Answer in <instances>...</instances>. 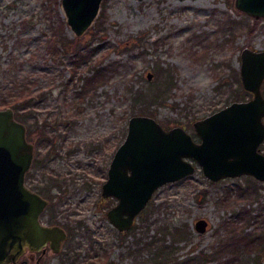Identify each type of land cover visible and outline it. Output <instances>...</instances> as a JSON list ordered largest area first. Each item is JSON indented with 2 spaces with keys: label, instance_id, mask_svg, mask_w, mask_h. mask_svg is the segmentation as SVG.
<instances>
[{
  "label": "rangeland",
  "instance_id": "1",
  "mask_svg": "<svg viewBox=\"0 0 264 264\" xmlns=\"http://www.w3.org/2000/svg\"><path fill=\"white\" fill-rule=\"evenodd\" d=\"M99 13H104V34L93 35ZM52 16L48 0H0V82L27 80L31 85L36 103L15 111L26 128L31 123L28 139L37 140L39 123L23 115L30 108L53 123L57 153L35 165L34 177L26 179L40 185L55 181L50 188L55 213L72 224L69 252L77 257L62 261V254L52 255L49 264H86L90 259L97 264H169L189 256L197 261L198 250L208 252L216 241L223 217L264 203V180L246 172L211 179L196 164L191 173L158 186L123 230L109 221L106 208L113 198L102 197L100 184L130 114L148 113L166 126L181 124L199 139L192 125L196 117L252 94L241 82L239 52L244 45L264 48V15L246 12L234 0H101L81 34L65 27L69 36L96 47L76 71L70 51L51 54L44 49ZM107 48L103 62L119 60L117 71L83 96L75 95L81 75L91 72L93 58ZM260 87L264 94V77ZM157 88L161 95L154 97ZM135 90L143 91L137 100ZM42 139L35 143L37 158L49 146ZM260 147L264 151V140ZM200 216L208 219L203 231L195 228ZM252 228L249 223L244 229ZM155 253L169 255L154 262Z\"/></svg>",
  "mask_w": 264,
  "mask_h": 264
},
{
  "label": "water",
  "instance_id": "2",
  "mask_svg": "<svg viewBox=\"0 0 264 264\" xmlns=\"http://www.w3.org/2000/svg\"><path fill=\"white\" fill-rule=\"evenodd\" d=\"M101 0H60L61 13L75 34H81L98 13ZM236 7L264 15V0H234ZM242 85L252 94L234 98L192 121L199 139L181 124L164 127L153 115L132 113L116 146L101 187L117 200L106 210L109 221L127 228L153 191L167 181L191 173L196 164L211 179L251 173L264 180V48L244 45L239 52ZM151 76V72H147ZM33 152L25 123L11 105L0 106V264L15 259L27 245L50 240L57 249L66 231L56 223L40 221L47 199L24 181ZM200 216L195 228L206 229Z\"/></svg>",
  "mask_w": 264,
  "mask_h": 264
},
{
  "label": "trees",
  "instance_id": "3",
  "mask_svg": "<svg viewBox=\"0 0 264 264\" xmlns=\"http://www.w3.org/2000/svg\"><path fill=\"white\" fill-rule=\"evenodd\" d=\"M48 4L52 9V18L48 21L46 29L49 30L47 38L44 43V49L51 54H57L62 49L66 52L70 51L69 57L71 61V69L76 71L78 66L88 59L92 58V53L96 47H89V43H80V38L77 36H69L65 31L66 21L59 10L56 8L57 0H48ZM99 18L96 20V24L92 26V34H104V30L101 26L104 13H99ZM73 45V46H72ZM106 51H102L100 54L93 58V63L90 66L91 72L81 75L82 81L79 88L75 89V95L83 96V94L90 89L97 87L99 84L106 82L113 71H117L119 66V60H111L110 62H103ZM35 53H31L32 55ZM57 56V55H56ZM27 79V78H26ZM25 79V80H26ZM29 80V79H28ZM31 82V80H29ZM0 82V106L11 105L14 110L19 111L23 107H29L36 100L32 97L31 85L28 81H21L20 83L15 81L13 84L7 85ZM172 85V79L169 78V83L165 89H170ZM132 86H126L127 89H131ZM143 92V91H142ZM140 90H135L133 99L137 100ZM161 95L160 88L153 93V96ZM152 96V97H153ZM36 103V102H35ZM27 109V108H26ZM30 108L25 115L28 119L33 117L32 124L39 123L37 129L39 131L40 138L45 139L47 127V120L43 115H39L36 110ZM125 114L123 113L122 116ZM42 116V117H40ZM40 117V118H39ZM31 123L28 124L26 132L29 133L32 130ZM42 139V140H43ZM46 143V140H45ZM42 142V144H45ZM255 209V210H254ZM264 203L257 208L254 207H240L237 211L225 216L219 222L216 232L219 234L211 249L207 252L203 249L198 250L196 256L197 261L193 260L195 256H189L180 260H175L169 264H204V261L214 260L213 264H264V260L261 258V252L264 249V227L260 226L264 222ZM253 223V228L250 230L244 229L247 224ZM261 227L258 230V227ZM184 233V229L181 230ZM146 245H151V240L146 241ZM170 250L168 247L165 251ZM164 251V252H165ZM253 254H250V252ZM160 252V251H159ZM169 254H154V262L160 260V256ZM153 258V259H154ZM199 259V261H198ZM164 260V259H163Z\"/></svg>",
  "mask_w": 264,
  "mask_h": 264
},
{
  "label": "flooded vegetation",
  "instance_id": "4",
  "mask_svg": "<svg viewBox=\"0 0 264 264\" xmlns=\"http://www.w3.org/2000/svg\"><path fill=\"white\" fill-rule=\"evenodd\" d=\"M52 124H53L52 122H49L47 120V123H46L47 126L46 127H47L48 130L46 132L45 140H46V144L47 145L49 144V146H47L45 152L43 154H41L40 157L37 158V155L35 156V152H36L35 143L37 144V141L39 140V131L37 132L38 133L37 140L29 139L32 142V144H33V152H32V158H31L30 165H29L28 169L25 171L24 181L30 188H32L33 190L38 192L41 196H43L44 198L47 199V202L45 203V205L43 206V208L39 212L40 221L43 222V223H46V224L56 223V224L61 225L64 228V230L66 231V235L60 241L57 249H54L52 247V244L50 243V240H48V239L46 240L45 243H43L39 247L30 248V247H28L26 245L24 247V249L22 250V252L15 259H10V260L6 261L5 264H49V260L48 259L52 255H58V254H62V256H61L62 261L68 260L69 257H70L69 260L71 261V258L74 260L77 257V252L75 253L72 250H71V252H69L70 249L72 248L71 247L72 243L68 242L69 238H70V235L72 233L71 232L72 231V226H71L72 224H69L67 221H65L63 219H60L59 217H57V215L55 213L56 210H57V207L54 204V201L52 200V194L50 193V188L56 182L55 181H50V182H47L45 184L40 185V184H38L36 182L31 183L30 181H27V179H26L27 176L28 177L30 176L32 178L34 177V173L32 171H33L35 165H38L37 167H39L40 165L44 164L43 160L44 159L46 160L51 152H53L54 154L57 153V151H54L55 149H54V145L52 143V140L54 139V137H53L52 132H50V130L53 128ZM163 126L164 127H169V126H166V125H163ZM263 140H264V138H263ZM118 143H117V145H118ZM260 143H259V149H261ZM116 146H115V148H116ZM115 148H114V150H115ZM71 149L72 148H68L67 150L70 151ZM114 150H113V152H114ZM113 152H112V154H113ZM110 159H111V157H110ZM108 164H109V162H108ZM107 167H108V165H107ZM57 176L58 175L55 174V176H53V179L54 180L56 179L57 180V184L59 185V183H60L59 182V178H58L59 176L58 177ZM106 176H107V168H106V175H105L104 179L106 178ZM104 179L102 180V182L100 184V193H101L102 197L103 196L104 197L111 196L113 198V202L110 203L109 206H108V207H110L112 204H114L116 202L117 198L114 195H111V194H107L106 195V194H103L101 192V187H102V183H103ZM108 207L106 208V210L108 209ZM76 225H79L77 220H76ZM130 225L128 226V228L130 227ZM123 229H125V228H123ZM86 264H97V262L95 261V259H90V260L86 261Z\"/></svg>",
  "mask_w": 264,
  "mask_h": 264
}]
</instances>
